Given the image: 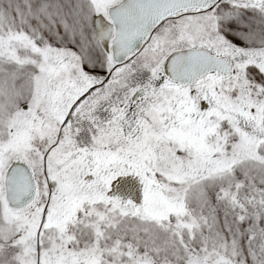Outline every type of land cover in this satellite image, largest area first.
I'll return each instance as SVG.
<instances>
[{
    "label": "snow or ice",
    "instance_id": "obj_1",
    "mask_svg": "<svg viewBox=\"0 0 264 264\" xmlns=\"http://www.w3.org/2000/svg\"><path fill=\"white\" fill-rule=\"evenodd\" d=\"M0 264H264V0H0Z\"/></svg>",
    "mask_w": 264,
    "mask_h": 264
}]
</instances>
